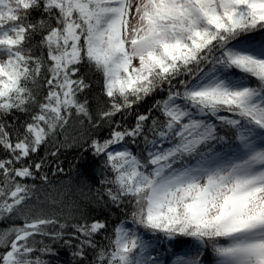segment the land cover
Listing matches in <instances>:
<instances>
[{
  "label": "snow or ice",
  "instance_id": "1",
  "mask_svg": "<svg viewBox=\"0 0 264 264\" xmlns=\"http://www.w3.org/2000/svg\"><path fill=\"white\" fill-rule=\"evenodd\" d=\"M40 6L41 0H0V115H28L18 126L0 122V148L7 153L0 158V213L17 212L31 197L35 185L21 181L44 163L31 157L68 124L72 110L92 119L87 100L78 99L89 87L79 75L87 62L102 74L110 98V107L99 111L110 138L92 140L94 155L106 154L115 173L112 201H135L133 227L116 225L98 264H167L165 252L153 256L150 249L183 248L178 238L185 237L195 244L172 252V264H264V0H43L49 20L34 23L30 12ZM41 30L37 54L31 42ZM181 75L191 79L179 80L183 90L157 102L166 119L162 127L153 120L149 129L177 142L148 150L146 162L128 147L109 150L126 138L135 144L149 119L141 114L134 127L122 128L112 117ZM41 79L47 91L38 97ZM211 118L233 130L232 137L218 136ZM212 142L224 146L217 150ZM150 143L155 148L156 140ZM186 156L198 159L173 167ZM55 223L24 216L2 264H47L26 258L34 250L28 241ZM73 228L83 255L85 247L96 248L92 237L106 224ZM8 239L7 232L0 236ZM209 247L211 259H201Z\"/></svg>",
  "mask_w": 264,
  "mask_h": 264
},
{
  "label": "trees",
  "instance_id": "2",
  "mask_svg": "<svg viewBox=\"0 0 264 264\" xmlns=\"http://www.w3.org/2000/svg\"><path fill=\"white\" fill-rule=\"evenodd\" d=\"M29 19L32 22L39 20H49L43 10V0L41 6L31 10ZM50 23L54 25L55 21ZM45 30H41L33 36L32 45L34 51L40 54L39 42ZM46 56V49L44 50ZM202 67H207L202 65ZM79 75L84 77L89 85L82 93L78 94V99L83 102L87 100V107L92 117L89 120L82 114L77 115L75 109L72 110V116L68 124L61 130L57 129L54 136L48 138L46 144H43L31 159L40 162L43 159L41 171L36 172L34 178H24L21 182L29 185H35V189L29 199L17 209V212L23 214L17 216V212L12 214L0 213V236L6 232L9 233L7 243L0 241V264L2 257L10 249L11 239H14L15 227H21L24 224V216L31 221L35 218H49L56 221L55 224L48 225L44 231L47 235H36L29 239L28 244L34 250L28 254V259H40L47 264H98V253L100 248H107L108 237L114 239V228L121 221L125 222L127 227H133L131 221V212L134 210L135 201L130 197H120L119 203L112 201L108 194L111 189L113 194H118L117 187L112 181L115 179V173L106 162V154L94 155L92 140L103 141L110 138L112 128L102 120L99 115L100 110H107L110 107V98L103 91V77L97 72L94 66L83 62L80 65ZM190 76L181 75L172 82L171 85L165 82L156 88L150 95L144 97L139 102L132 105L130 110L122 111L112 117L113 122H120L128 128L134 127L138 115H148L149 119L145 122L144 133L136 137V143L128 142L127 138L123 144L110 145L109 150L118 151L119 148L128 147L133 154L138 155L142 162H146L147 151L156 149H166L177 142L174 137L167 140H161L153 131L149 129L152 121L157 120L162 127L165 117L157 102L167 98L170 90L182 91L179 80H190ZM253 84L256 82L253 80ZM38 97L46 94L47 87L45 81L41 79L36 86ZM119 100V97H117ZM177 103H183L177 100ZM28 119V115L22 112H16L9 115H0V122L7 125H19ZM211 122L217 125L218 136L232 137L233 130L221 125L215 118ZM114 127V124H113ZM122 128L120 130H122ZM11 130V129H10ZM160 130L159 128L157 131ZM147 136V140H145ZM156 140L155 148L150 141ZM217 150L224 145L213 142ZM204 150V146L201 147ZM55 152V155L51 153ZM7 156V153L0 148V158ZM198 157H184L183 161H178L173 167H180L184 161L195 163ZM27 163V161H26ZM151 165H149V170ZM41 173L47 176V180H42ZM3 177L0 175V181ZM2 186V185H0ZM10 202V201H9ZM94 221H102L106 228L92 239L96 242V248L85 247L83 255L78 254L80 241L75 237L73 225H79ZM64 224V229L59 225ZM141 234H150L143 229H138ZM59 233V235H57ZM81 239L84 237L81 236ZM162 239V237H161ZM187 248L195 244L192 238H178ZM186 242V243H185ZM169 245L162 244V249H166V257L172 255V252L183 254L182 247H173L168 251ZM204 259L210 258L211 248L205 250ZM171 257V256H169Z\"/></svg>",
  "mask_w": 264,
  "mask_h": 264
},
{
  "label": "rangeland",
  "instance_id": "3",
  "mask_svg": "<svg viewBox=\"0 0 264 264\" xmlns=\"http://www.w3.org/2000/svg\"><path fill=\"white\" fill-rule=\"evenodd\" d=\"M134 63H138V62H134ZM213 143V142H212ZM120 150H123V148H119ZM144 235H146L144 238L146 239V240H155V237H153L152 236V234H144ZM191 246V245H190ZM161 251H163V252H165V254H166V249H162V244H160V245H158L157 246V249H156V251H152L151 249H150V252H151V254L153 255V256H155V255H157L159 252H161ZM206 252V251H205ZM178 253V252H177ZM169 256H171V257H169ZM169 256L168 257H166V255L164 256V259H165V261L166 262H168V261H173L176 257H175V255H170L169 254ZM211 256H212V254L210 255V258H208V259H211ZM201 259H204L203 257H201Z\"/></svg>",
  "mask_w": 264,
  "mask_h": 264
}]
</instances>
